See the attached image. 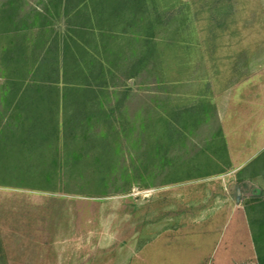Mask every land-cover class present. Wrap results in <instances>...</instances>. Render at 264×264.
<instances>
[{
	"label": "rangeland",
	"instance_id": "374dc122",
	"mask_svg": "<svg viewBox=\"0 0 264 264\" xmlns=\"http://www.w3.org/2000/svg\"><path fill=\"white\" fill-rule=\"evenodd\" d=\"M89 3L78 20L59 0H0V264H258L264 149L232 175L228 148L264 146V0L129 4L112 39ZM14 9L32 29L3 20ZM41 62L65 111L22 148L14 86Z\"/></svg>",
	"mask_w": 264,
	"mask_h": 264
},
{
	"label": "trees",
	"instance_id": "16d2710c",
	"mask_svg": "<svg viewBox=\"0 0 264 264\" xmlns=\"http://www.w3.org/2000/svg\"><path fill=\"white\" fill-rule=\"evenodd\" d=\"M96 5V9L98 6H104L106 5V38L107 39H112L114 36V30L112 29L113 24L117 23L119 20H122L123 17H125V11H126V6L129 4H133L134 7H142L145 3L146 0H59V11H63L66 16H69L70 14L77 18L78 20H81L78 17H81L80 15L83 13V11L87 12V16L90 15L91 13V5H89L90 2ZM95 2V3H94ZM106 3V4H105ZM98 5V6H97ZM84 9V10H83ZM105 12V10H103ZM9 14H7V17H3L7 18L9 21V24L15 26L14 30L15 32H24L27 30L32 29V26L29 25L28 20L26 18H21V20H18V13H17V9H14V11H7ZM37 13L38 17H42V15L40 13ZM19 24H21L23 27H18ZM71 26H74L76 29L72 30L73 28H71L73 33H78L79 31H84V34L86 30L89 31L90 33H95L97 30L94 26H89L83 23L80 24H76V25H72L71 22L70 24ZM34 27V25H33ZM35 28V27H34ZM71 32V31H70ZM80 33V32H79ZM83 34V32H82ZM79 35V34H78ZM81 35V34H80ZM75 40V39H74ZM72 39V42L74 44V46H76L78 48V50H80L83 53L87 54V51L80 45H78V42L75 40L74 41ZM65 48V63L66 66L64 67V75L67 74V70H68V66L69 62L71 61H77L76 55L74 56V53L69 51V49H71V46H69V44L67 43L66 40V44L64 46ZM47 61V60H46ZM100 68L102 69V74L104 72L105 66L103 64H100ZM67 69V70H66ZM78 69L80 70L81 73H85V71H83L80 67H78ZM108 69L106 68V72ZM59 76V70L58 68L55 69V73H51L48 70V65H46V62H41L37 68L34 71V78L30 81H27V83L25 81L20 82L18 84H15L14 89L15 91L13 92V96L15 99V101H13V105H14V109L15 110H21L22 106L25 109V113H26V119H22L20 117L21 120H17V127L20 128L23 133L21 132L20 134L22 135H18L16 130L13 131V136H14V143L15 144H20L22 145V148H25L27 146H36L39 143H43L46 141L47 139V132L44 130L47 128L49 130L52 131H57L59 126L57 123H55L53 120L52 123L49 124V122L47 121L46 118H48L47 116H54V114L58 115V113L61 111L62 116H63V112L65 111V100L63 98V107L61 106V101L59 98L57 99H53L52 97L54 96H58L57 94V88L55 86L54 81L49 80V77L51 76ZM38 76V77H37ZM37 78H41V82L38 84L37 82ZM42 78H47V80L42 79ZM36 80V81H35ZM32 81V83H31ZM36 83V84H35ZM89 85V84H88ZM68 86V85H67ZM72 87V85H71ZM74 88V87H73ZM76 89H69L67 90V92L69 93H73ZM82 93H84L83 95H81V97H78V101L77 105H78V111H81L82 113H88L89 112V107H88V101H89V96L91 94H94V90L92 89V87H85L83 88V90H80ZM77 95H79L76 92ZM73 96V95H71ZM80 98V99H79ZM59 99V100H58ZM55 101V102H54ZM57 101V102H56ZM21 108V109H20ZM23 111V110H22ZM58 112V113H57ZM59 116V115H58ZM15 123V121H14ZM13 123V124H14ZM49 124V125H48ZM15 126V125H14ZM51 128V129H50ZM30 129V130H29ZM26 130V132H25ZM24 134V135H23ZM264 228V227H263ZM263 231H260L259 233H257V236H263ZM255 239L256 242V246H257V254H258V264H264V250L263 248L260 246L259 243V238ZM259 239V240H258Z\"/></svg>",
	"mask_w": 264,
	"mask_h": 264
},
{
	"label": "crops",
	"instance_id": "0c3cea01",
	"mask_svg": "<svg viewBox=\"0 0 264 264\" xmlns=\"http://www.w3.org/2000/svg\"><path fill=\"white\" fill-rule=\"evenodd\" d=\"M221 113V123L225 124L223 119V113ZM225 118V117H224ZM264 149V146L260 147L258 150H251V148L249 147H244L241 149V147H232V145L229 146L228 150H229V155H230V159H231V164H232V175L238 173L240 170H242L244 167H246L250 161L255 158L260 152L261 150ZM254 153L253 156H251V154ZM247 156L249 158H247ZM251 156V157H250Z\"/></svg>",
	"mask_w": 264,
	"mask_h": 264
}]
</instances>
